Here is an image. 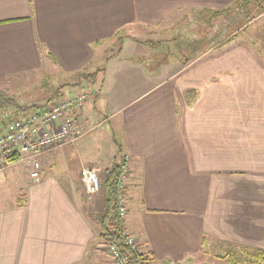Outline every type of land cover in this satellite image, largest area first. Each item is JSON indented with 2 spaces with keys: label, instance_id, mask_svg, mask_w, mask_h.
<instances>
[{
  "label": "crops",
  "instance_id": "0c3cea01",
  "mask_svg": "<svg viewBox=\"0 0 264 264\" xmlns=\"http://www.w3.org/2000/svg\"><path fill=\"white\" fill-rule=\"evenodd\" d=\"M233 1L0 0V85L50 67L105 66L99 95L76 112L83 135L43 154L39 180L21 162L0 170L16 184L0 203V264H115L83 205L81 170L117 155L129 168L123 224L151 264L254 261L264 250V60L247 41H231L150 67L145 56L172 42L153 47L132 35L100 55L121 29L170 25ZM32 96L23 104H50L46 90ZM102 123H114L122 143L89 158L88 135ZM53 160L64 169L53 172Z\"/></svg>",
  "mask_w": 264,
  "mask_h": 264
},
{
  "label": "rangeland",
  "instance_id": "374dc122",
  "mask_svg": "<svg viewBox=\"0 0 264 264\" xmlns=\"http://www.w3.org/2000/svg\"><path fill=\"white\" fill-rule=\"evenodd\" d=\"M194 15L187 14L185 16H182L181 18L177 19L174 23H171L170 25L168 24H163L162 26H157V27H143L141 25H135L131 26L130 28H125L123 34L124 37H130L131 35L133 36L132 38H137L139 41H148L152 40L153 42H157L162 40V42H165L163 40H170L172 37H177L178 42H179V47H175L173 45V41L171 44H166L168 46H164L160 48L159 51H154L153 54L146 55V62H148L150 67H155L158 64L161 63L166 58H178L181 61L184 60V58L190 57L191 50L188 49L185 45L186 42H190L189 38H192V27H194L195 22L194 21ZM164 29L163 31H158ZM200 34V35H199ZM203 33H198L196 34L197 37L202 36ZM232 41H247L248 44L251 46L253 50L257 52V54L264 60V12L260 14L246 29L241 30L234 38ZM120 41L116 40L113 38L111 41H108L104 47L108 46V50L104 52V47L103 50L101 51L100 55L106 56L110 55L113 52L116 51L117 47L119 46ZM168 43V42H166ZM194 42L192 43V46H195ZM197 44V43H196ZM184 49H182L181 48ZM209 45H206L205 43L202 45V49H209ZM150 56V57H149ZM154 58H153V57ZM151 58V60H149ZM98 67H91L87 69H82L74 73H67L61 72V69L56 68V67H50L48 69V74L47 76H42L40 75H29L30 77L26 76V80H19L18 82H6L0 85V125L3 123V120H11L12 118H16L18 116H24L31 114L35 111L34 108L29 107L28 103L24 105L23 103L26 101H29V104H32L34 97L32 95L34 94H39L40 92H44L45 90L48 92V99L47 102L45 103H50L54 101V96L56 92H58V97L59 99L61 98H66L68 96H72L74 94H86V100H92L94 99L97 95H99V86H100V77L102 74H100L97 77V81L95 85H92L90 81L84 80L85 74L88 73H93ZM45 77V79L43 78ZM16 77L14 78V80ZM30 81H29V80ZM33 81V82H32ZM36 87V88H34ZM39 89L41 91H39ZM53 97V98H52ZM50 98V99H49ZM52 98V99H51ZM37 102V101H34ZM92 102V101H91ZM41 101H38V104H40ZM44 103V102H42ZM44 103V104H45ZM94 102H92L93 104ZM41 108V107H39ZM38 109V108H36ZM98 112H95V122L99 121L102 119V116L99 115L98 117L96 116ZM111 125H114V123H102L100 124L92 133H89L88 137L91 140V145H90V153H89V158L94 157L98 150L100 149V157H105L109 155V152H111L110 149H112L116 145V140L118 141L117 145H120L122 143L121 135L119 132H114L111 129ZM116 133V134H115ZM111 135V136H110ZM104 136H107L110 141H107L104 138ZM110 142V143H109ZM111 144V146H110ZM114 149V148H113ZM54 152L55 150H50L49 152ZM120 151V150H119ZM121 152H119L120 154ZM53 155V154H52ZM122 157V155L120 154ZM118 157V155L116 156ZM111 158V157H110ZM114 159V157H113ZM21 164H18L20 166ZM49 167H52L53 172L56 173V171L59 170V168L64 169L65 165L64 162L56 163L54 160L52 163H48ZM79 166L77 163L76 167ZM88 167V166H85ZM84 167V168H85ZM100 170L97 171V174L99 176V180L102 183L104 178H105V171L102 165H100ZM77 169H81L80 167ZM82 171V170H81ZM4 174L1 173L0 176ZM7 178L9 179L8 182H4L3 177H0V203L1 205H5L9 203L12 199L11 197L9 200L5 199L7 195L12 191V189H15L16 184L14 181V178L11 177V173L7 172L6 174ZM5 176V177H6ZM81 190V189H80ZM82 193H83V205L86 207L87 204H89L91 201L90 199H94L93 195L92 197H89L88 194L85 192V190L82 188ZM92 199V200H93ZM126 216V215H125ZM124 216V217H125ZM241 258L238 259V256L232 257H227L224 260L221 259H216L215 257H205L206 260H203V264H232V262L235 263H242L243 261L249 262L250 264H264V261L258 262L256 258L254 261L247 257V255L240 256ZM244 257V260L242 259Z\"/></svg>",
  "mask_w": 264,
  "mask_h": 264
},
{
  "label": "trees",
  "instance_id": "16d2710c",
  "mask_svg": "<svg viewBox=\"0 0 264 264\" xmlns=\"http://www.w3.org/2000/svg\"><path fill=\"white\" fill-rule=\"evenodd\" d=\"M263 12L264 0H234L221 9L212 10L205 8L198 11L193 17V22H195V24L194 27H192V38L190 37V42L187 41L185 45L191 50L192 55L184 58L183 63H187L204 53L207 50L202 49L204 43L209 45V47L215 45L220 47L231 42L241 30L246 29ZM124 31V29L117 31L113 37L120 41V44L118 43V52L121 50ZM198 33H203V35L197 37L196 34L198 35ZM135 40L139 41L137 38H135ZM163 41H173L175 42V47L180 48L179 40L175 36L170 38V40L167 39ZM193 42L195 46H192ZM142 43L154 47L158 43H162V40L157 42L148 40ZM104 71L105 66L98 67L93 73L85 74L84 80L90 81L92 85H95L97 77ZM55 96H58V92H56ZM17 118H21V116L12 118L7 122L3 120V123L0 125V134L5 131L8 122ZM114 158H116V156ZM122 163L123 162L118 159H113L112 164L104 168L105 178L101 183V188L99 192L95 194L94 199H90L91 201L86 205L85 210L89 218L96 225L99 235L107 246L115 243L122 252L131 256L134 264H151L150 261L152 256H150V254L141 251V246L136 242L135 245L128 243L127 236L129 233L125 234L126 229L123 224V219L119 216L118 177ZM125 192L126 190H124V194ZM255 258L258 262L264 261V250H257Z\"/></svg>",
  "mask_w": 264,
  "mask_h": 264
},
{
  "label": "built area",
  "instance_id": "2783aa9c",
  "mask_svg": "<svg viewBox=\"0 0 264 264\" xmlns=\"http://www.w3.org/2000/svg\"><path fill=\"white\" fill-rule=\"evenodd\" d=\"M85 100V93L61 99L55 96L49 105L8 122L5 131L0 134V170L11 163L21 162L28 166L31 178L39 180L43 154L58 147L73 145L83 135L76 112L83 107ZM128 172L129 168L124 162L118 177L119 216L122 219L126 215L124 190L128 183ZM82 182L89 197L101 188L95 168L82 169ZM125 234L128 232L125 231ZM127 241L131 245L136 242L129 234ZM108 249L115 264H134L131 256L122 252L115 243L110 244Z\"/></svg>",
  "mask_w": 264,
  "mask_h": 264
}]
</instances>
